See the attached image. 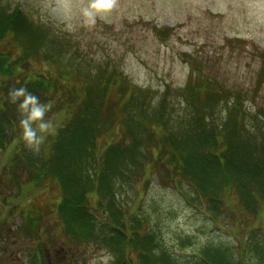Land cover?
I'll return each instance as SVG.
<instances>
[{
	"label": "trees",
	"instance_id": "1",
	"mask_svg": "<svg viewBox=\"0 0 264 264\" xmlns=\"http://www.w3.org/2000/svg\"><path fill=\"white\" fill-rule=\"evenodd\" d=\"M44 30L18 5L11 10L0 6V149L10 143L21 148L13 89L23 85L41 100H66L69 106L66 121L49 137L44 152H13L7 161L12 180L24 187L52 182L60 190L59 198L45 208L22 209L23 231L37 239L39 263L51 264L44 249L49 244L38 241L37 234L43 215L51 212L71 239L106 248L114 264H246L251 253L254 264H264V238L258 239L246 224L248 217L264 216V103L247 126L240 98L192 67L185 85L177 89L186 112L173 121L165 115L166 97L151 110L152 91L135 87L122 72L106 66L103 73H80L75 71L80 62L67 66L47 43ZM40 58L54 64V74L30 72L29 61ZM263 75L264 57L259 77ZM218 103L225 115L213 124L210 110ZM107 132L118 139L100 149L98 141ZM154 173L163 186L186 183L193 192L187 204L204 207L215 224L227 220L235 245L208 241L179 260L143 217L117 203L116 187L122 180L143 175L146 186ZM243 226L244 234H237Z\"/></svg>",
	"mask_w": 264,
	"mask_h": 264
},
{
	"label": "rangeland",
	"instance_id": "2",
	"mask_svg": "<svg viewBox=\"0 0 264 264\" xmlns=\"http://www.w3.org/2000/svg\"><path fill=\"white\" fill-rule=\"evenodd\" d=\"M89 2L0 0V6L11 10L18 5L32 23L45 29L47 43L61 54L67 66L72 68L80 62L75 71L103 73L113 68L122 72L135 87L152 91L151 110L158 108L162 96L166 97L165 115L173 121L186 112L177 89L185 85L192 67L200 70L209 83L240 98L247 126L255 119L253 114L264 103V75L259 77L264 57V0H113L111 9L102 12L90 9ZM85 10L89 16L84 15ZM53 65L40 58L30 60L27 66L30 72L45 75L54 74ZM67 84L72 86V80ZM59 95L56 93V97ZM54 101L53 113L61 125L69 106L66 100ZM210 114L212 123L219 124L225 115L224 106L218 103ZM48 139L38 151L23 142L21 148L10 143L7 149H0V264H40L37 239L23 231L22 209L30 205L45 208L59 198L60 190L52 182L24 187L23 182L12 180L7 161L13 152L40 155ZM117 139L116 134L107 132L99 139V148ZM143 179L141 175L122 180L116 187L117 203L143 217L146 227L179 260L208 241L235 245L236 239L227 232V220L215 224L204 207L187 204L185 200L193 192L186 183L163 186L155 173L146 186ZM91 204L95 208V200L91 199ZM102 212L96 210L98 219ZM246 220L258 239L264 238V216ZM243 231L244 226L237 234ZM37 234L38 241L49 244L44 249L51 264H91L100 250L110 253L104 247L71 239L51 212L43 215ZM113 258L109 264H114ZM246 264H254L253 253L247 256Z\"/></svg>",
	"mask_w": 264,
	"mask_h": 264
},
{
	"label": "clouds",
	"instance_id": "3",
	"mask_svg": "<svg viewBox=\"0 0 264 264\" xmlns=\"http://www.w3.org/2000/svg\"><path fill=\"white\" fill-rule=\"evenodd\" d=\"M113 0H90L88 7L95 12L110 10ZM85 16H89L88 10L84 11ZM12 101L17 104L20 118L18 126L20 128L19 139L27 147L38 151L41 144L45 143L49 137H54L60 127L53 113L55 101L41 100L36 94L29 92L22 85L15 88L10 93ZM111 254L100 250V254L93 258L91 264H109Z\"/></svg>",
	"mask_w": 264,
	"mask_h": 264
}]
</instances>
